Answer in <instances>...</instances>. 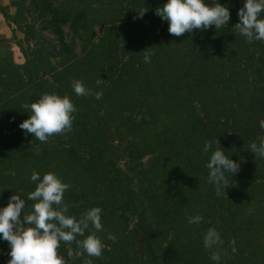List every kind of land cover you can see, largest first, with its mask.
Returning <instances> with one entry per match:
<instances>
[{"label": "trees", "instance_id": "1", "mask_svg": "<svg viewBox=\"0 0 264 264\" xmlns=\"http://www.w3.org/2000/svg\"><path fill=\"white\" fill-rule=\"evenodd\" d=\"M166 2L0 6L22 33L14 38L22 60L0 58V208L15 193L29 211L34 170L70 185L63 197L69 215L101 208L102 255L80 256L75 244L61 243L65 264H214L202 239L209 227L223 241L220 264H264V158L249 150L264 135V41L248 43L233 27L243 0H217L230 12L225 28L180 37L155 15ZM73 79L102 98L77 96ZM45 92L69 96L78 111L71 132L42 143L19 124L29 115L22 105ZM216 139L240 164L226 196L205 167L204 143ZM190 215L203 222L188 224ZM9 251L0 238V264Z\"/></svg>", "mask_w": 264, "mask_h": 264}, {"label": "clouds", "instance_id": "2", "mask_svg": "<svg viewBox=\"0 0 264 264\" xmlns=\"http://www.w3.org/2000/svg\"><path fill=\"white\" fill-rule=\"evenodd\" d=\"M93 4V7H98ZM148 9L145 7L139 16ZM155 15L168 23V32L176 37L194 30L204 31L210 26L216 29L225 28L230 20L227 6L211 0V5L204 0H167L161 7L155 9ZM239 22L233 27L246 38L248 43L264 41V0H243V6L237 10ZM151 52H145L144 61L150 62ZM100 84V79L97 80ZM71 87L77 96H89L99 100L103 93L92 92L78 79L71 81ZM28 118L19 124L25 134H31L40 142H47L53 135H66L72 131L75 119L73 113L77 108L67 95L43 93L34 102L22 105ZM264 130V119L259 121ZM215 143V147H214ZM205 141L203 151L210 153L205 167L208 169V182L216 187L217 192L233 187L230 177L239 172L240 164L229 158L215 142ZM249 150L256 157L264 158V135L258 136L249 145ZM31 181L35 189L28 194V200L33 203L25 212L26 201L13 194L8 198L7 205L0 208V238L8 242L10 259L7 264H65L59 255L61 243L75 244L80 256L99 258L105 247L102 238L97 233L103 231L101 220L102 209L90 207L81 212L79 218L69 215L68 206L64 202V193L70 188L54 172L41 174L32 172ZM203 222L201 215H190L187 223L199 225ZM92 231H88L89 228ZM108 239L116 241L114 235ZM203 246L209 251V257L214 264H220L223 255L222 238L215 227H209L203 233ZM73 256L72 251L68 253ZM84 264H92L86 259Z\"/></svg>", "mask_w": 264, "mask_h": 264}, {"label": "rangeland", "instance_id": "3", "mask_svg": "<svg viewBox=\"0 0 264 264\" xmlns=\"http://www.w3.org/2000/svg\"><path fill=\"white\" fill-rule=\"evenodd\" d=\"M9 3L10 0H0V6L8 5L6 8L13 12L15 8ZM12 26L14 25L12 23H8L0 12V58L3 60L13 58L15 61L19 62L22 60V56L19 52L18 47L15 44L14 38L22 36V33L19 32L17 29H12ZM44 34L47 36H51V34L47 30H44ZM62 257L64 258V256Z\"/></svg>", "mask_w": 264, "mask_h": 264}]
</instances>
